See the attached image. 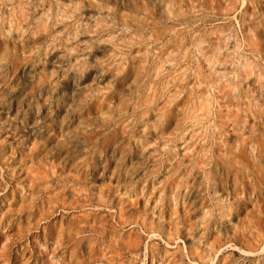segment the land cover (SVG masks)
Listing matches in <instances>:
<instances>
[{"label": "rangeland", "instance_id": "rangeland-1", "mask_svg": "<svg viewBox=\"0 0 264 264\" xmlns=\"http://www.w3.org/2000/svg\"><path fill=\"white\" fill-rule=\"evenodd\" d=\"M0 264H264V0H0Z\"/></svg>", "mask_w": 264, "mask_h": 264}]
</instances>
